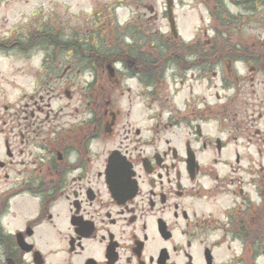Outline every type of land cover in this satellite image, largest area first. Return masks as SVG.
<instances>
[{"label":"flooded vegetation","instance_id":"1","mask_svg":"<svg viewBox=\"0 0 264 264\" xmlns=\"http://www.w3.org/2000/svg\"><path fill=\"white\" fill-rule=\"evenodd\" d=\"M117 55L82 62L84 110L51 78L1 106L0 264H264L261 68H216L198 45ZM132 81L139 110L123 92L116 106Z\"/></svg>","mask_w":264,"mask_h":264},{"label":"rangeland","instance_id":"2","mask_svg":"<svg viewBox=\"0 0 264 264\" xmlns=\"http://www.w3.org/2000/svg\"><path fill=\"white\" fill-rule=\"evenodd\" d=\"M222 1L225 9L222 8ZM244 1L249 2L245 5L239 3H245ZM174 2V14L181 40L171 33L167 0H0V40H2L0 42V125H2L1 118L5 117V111L1 106L8 101L18 100L22 95L34 96L38 91L36 88H39L38 92L43 88L40 94L45 97L47 95L43 91L51 87H55L50 90V93L54 94L58 93L59 87L62 94L64 90H70L76 95L77 106L80 105L84 110L87 100L84 95L90 91L88 82L91 80L92 70L87 69V66L85 69L81 65L83 64L81 59L90 57V54H93L90 57L92 60L97 55H107L108 50H110L108 53L124 51L130 54L166 51L181 56V53L187 52L181 47V42L189 43L196 34L200 35L201 39L198 44L196 43L197 45L207 47L210 52L216 48V64L219 63L216 68H220V65L225 63L222 59L230 56L228 48H233L231 57L249 55V53L257 55L262 52L264 44L259 42L264 43V6L259 2H256L255 8L250 5V0H174ZM218 2L221 3V8ZM232 18H235L233 23ZM41 31L57 32L63 42L68 40L73 42L76 37L83 42L82 50L86 51H83V55H76L72 53L74 48L61 52L56 50L57 47L50 50L38 45L32 51L19 49L18 44L22 42L24 35ZM121 32H126L122 35L125 39L120 36ZM5 39L9 40L4 41ZM29 42L28 40L27 44H30ZM90 44L97 45L98 49L91 47ZM24 47L26 48L23 49H27L26 45ZM135 48L138 52L131 53L130 50L134 51ZM238 52L244 53L238 54ZM239 68L247 77L249 74L247 65L241 64ZM48 78L53 79L54 84L51 87L43 85L42 80L46 81ZM255 78L254 88L262 95L260 89H264V83L259 86L257 82L264 80V72H258ZM209 79L207 78L203 84H197L195 91L203 94L213 103L216 92L213 85L218 81L213 78L211 86H208ZM37 80H41L39 86L36 85ZM8 81H12V84L8 85ZM139 88L136 81L121 86L116 92V106L121 105L119 99L127 100L119 96L123 92L125 95H131L139 110L138 106L142 107L143 101L134 96ZM170 90H179V97L187 94V89L182 90L180 84L175 82L170 83ZM248 94H250L249 89ZM179 97L176 98V102L181 99ZM250 99L256 104L257 116L258 111L261 110L260 100L257 97ZM126 104L125 101L123 105ZM249 109V112H252L253 108ZM80 114L79 111L76 114L79 119L82 118Z\"/></svg>","mask_w":264,"mask_h":264},{"label":"trees","instance_id":"3","mask_svg":"<svg viewBox=\"0 0 264 264\" xmlns=\"http://www.w3.org/2000/svg\"><path fill=\"white\" fill-rule=\"evenodd\" d=\"M258 1L264 2V0H250V5H252L253 8H255L257 6L256 5V2H258ZM244 2L245 3H242V2H239V3L242 4V5H245V4H248L249 1H244ZM219 8H221V3L219 5ZM222 8L224 9L223 4H222ZM234 19L235 18H232L231 19L232 20V23L235 21ZM118 27L119 26L117 25V28ZM123 33H126V32H123ZM123 33L121 32L120 33V36H122ZM122 39H125V38H123V36H122ZM28 40L30 41L29 42L30 44H26L25 43ZM21 41H22L21 42L22 43L21 46L23 45V43H25L24 45H26L27 47L39 45V46H43L45 48L57 47V49H60V50L64 49L63 47H67V49L68 48H74L75 51L78 52V54L79 53H83V51H84V49L82 50L83 42L80 41L78 38L75 37V39L73 40V42H70L69 40L67 42H63L61 35L59 36V33H57V32H54V33H50L49 31L34 32V33H32V35H29V34L28 35L27 34L24 35V38ZM24 45H23V47H24ZM90 46L95 48V46L93 44H90ZM109 51L110 50L106 51V53H107L108 57L111 58V59L112 58H115L116 56H120V55H117L119 51H116L115 53H112V52L108 53ZM229 51L231 52V51H233V49L232 50H229ZM130 52L136 53L138 51L135 48L134 51L133 50H130ZM126 53L128 54V52H126ZM147 61L150 62L149 60H147Z\"/></svg>","mask_w":264,"mask_h":264},{"label":"water","instance_id":"4","mask_svg":"<svg viewBox=\"0 0 264 264\" xmlns=\"http://www.w3.org/2000/svg\"><path fill=\"white\" fill-rule=\"evenodd\" d=\"M171 7H172V0H170L169 3H168L169 17H170L169 20H170V23H171V28H172L173 34L176 36L177 32H176V27H175V21H174V18L172 16Z\"/></svg>","mask_w":264,"mask_h":264}]
</instances>
